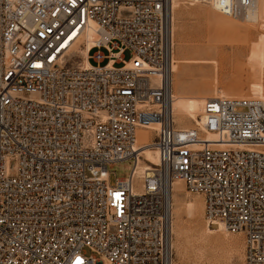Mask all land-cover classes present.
<instances>
[{"label":"built area","instance_id":"1","mask_svg":"<svg viewBox=\"0 0 264 264\" xmlns=\"http://www.w3.org/2000/svg\"><path fill=\"white\" fill-rule=\"evenodd\" d=\"M177 1L245 19L261 0H0V264H176L178 181L264 264V99L207 98L177 126ZM139 129L159 162L135 184Z\"/></svg>","mask_w":264,"mask_h":264},{"label":"rangeland","instance_id":"2","mask_svg":"<svg viewBox=\"0 0 264 264\" xmlns=\"http://www.w3.org/2000/svg\"><path fill=\"white\" fill-rule=\"evenodd\" d=\"M173 38L174 65H178L174 92L185 97V106L197 119L207 98L264 99V0L259 3L256 22L226 16L203 3L180 1L174 12ZM101 51L108 54L106 49ZM78 56L74 54V61ZM130 57L129 52L125 53L126 60ZM90 62L94 64L93 60ZM176 123L182 128H194L196 120L187 114ZM139 130L142 141L147 140V131ZM149 133L153 135L152 131ZM133 166V160H126L110 167L111 185L116 179L129 177ZM177 183L176 195L183 205L173 214L176 264H244L243 234L223 228L209 233L202 196L188 192L182 181ZM193 201L196 205L191 204Z\"/></svg>","mask_w":264,"mask_h":264},{"label":"bare ground","instance_id":"3","mask_svg":"<svg viewBox=\"0 0 264 264\" xmlns=\"http://www.w3.org/2000/svg\"><path fill=\"white\" fill-rule=\"evenodd\" d=\"M179 6H180V1H177L176 5H175V8H177ZM258 16H259V5L257 7H255L252 11H249V13L246 16L245 20L248 21V22H256V20L258 19ZM93 35H94V30H90L88 32V35H87L88 36V41L86 43V47L85 48L79 47L77 49V47H78L77 45L78 44L75 45L76 49L78 50L77 51V53L79 54L78 57L84 56L85 62H88L87 59H86L87 52L93 46ZM177 70H178V65L176 64V65H174V72L177 71ZM173 91H174V88H173ZM174 96L175 97H174V101H173V110H174V120H175V122L182 120V118L185 117L188 114L191 118H194L196 120V124L194 126L195 127L200 126L202 124L201 120L204 119V116L200 115V118L197 119L196 115L191 113L187 109V107L185 106V104H184V98L185 97H183V95H181L180 93L178 94L176 92H174ZM230 98H235V97H230ZM240 98H259V97H240ZM180 128H182V127H180ZM184 129H191V128H184ZM146 131L147 132H146L145 137L147 138V140H145V141H142V139L140 138V134H141L142 131L141 130L138 131V140H137V142H138V145H141L143 147L142 148V150H143V152H142L143 158L140 159L139 164H138V166H137V168L135 170V173H134L133 182L134 183L136 182V184L140 183L143 180L144 175L146 174V170H147V168H148V166L150 164H157L159 162L158 151L152 145L153 144L152 143L153 139H152V136L149 133L151 130H146ZM208 136L211 137V135H208ZM198 149L199 148L194 147L192 149V151L196 152V151H198ZM178 185H179V183L175 182L174 183V187H173V191H172V230H173V214L175 213V210L178 211L179 207L183 205V201H181V199L176 195V189H177ZM191 204L192 205H196V202L193 201V202H191ZM208 224L209 225H207L206 230L209 233H215V232L219 231V229H221V228L225 229L224 226L221 223H217V224L213 225V226H216V227H212V225L210 223H208Z\"/></svg>","mask_w":264,"mask_h":264}]
</instances>
